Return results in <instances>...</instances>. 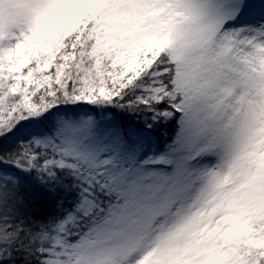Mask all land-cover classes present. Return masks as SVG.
<instances>
[{
  "label": "snow or ice",
  "instance_id": "6c2138e0",
  "mask_svg": "<svg viewBox=\"0 0 264 264\" xmlns=\"http://www.w3.org/2000/svg\"><path fill=\"white\" fill-rule=\"evenodd\" d=\"M0 264H264V0H0Z\"/></svg>",
  "mask_w": 264,
  "mask_h": 264
}]
</instances>
